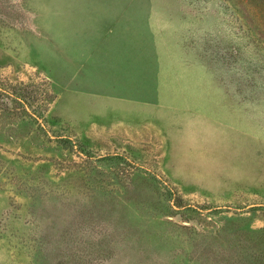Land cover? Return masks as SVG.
<instances>
[{
    "label": "rangeland",
    "instance_id": "rangeland-1",
    "mask_svg": "<svg viewBox=\"0 0 264 264\" xmlns=\"http://www.w3.org/2000/svg\"><path fill=\"white\" fill-rule=\"evenodd\" d=\"M0 264H264V0H0Z\"/></svg>",
    "mask_w": 264,
    "mask_h": 264
}]
</instances>
